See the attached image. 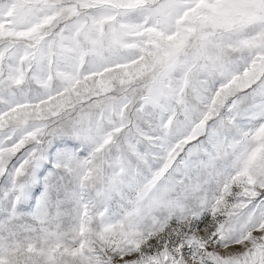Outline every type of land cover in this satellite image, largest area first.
Masks as SVG:
<instances>
[{"label": "snow or ice", "instance_id": "snow-or-ice-1", "mask_svg": "<svg viewBox=\"0 0 264 264\" xmlns=\"http://www.w3.org/2000/svg\"><path fill=\"white\" fill-rule=\"evenodd\" d=\"M0 264H264V0H0Z\"/></svg>", "mask_w": 264, "mask_h": 264}]
</instances>
